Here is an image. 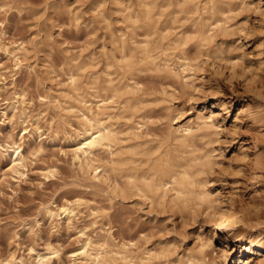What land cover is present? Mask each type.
Masks as SVG:
<instances>
[{"label":"rangeland","instance_id":"1","mask_svg":"<svg viewBox=\"0 0 264 264\" xmlns=\"http://www.w3.org/2000/svg\"><path fill=\"white\" fill-rule=\"evenodd\" d=\"M206 2L0 0V264H96L88 239L97 264H123L120 249L143 264H264L247 250L264 242V0ZM103 102L105 172L74 159L82 111ZM159 160L191 171L192 199L143 191ZM67 201L71 221L47 218ZM220 214L237 227L216 229Z\"/></svg>","mask_w":264,"mask_h":264},{"label":"bare ground","instance_id":"2","mask_svg":"<svg viewBox=\"0 0 264 264\" xmlns=\"http://www.w3.org/2000/svg\"><path fill=\"white\" fill-rule=\"evenodd\" d=\"M234 1H237V0H207L206 3L209 5V8L210 7L213 8L214 6H216L219 3H228L229 4V3L234 2ZM149 8L152 9V7H149ZM159 9H160V6H159ZM213 10H214V8H213ZM201 11L203 12V10H201ZM227 11H228V9H227ZM214 25H216V23ZM213 31H214V29H213ZM207 38H209V37H207ZM130 41L132 42V40H130ZM146 50L148 51V49H146ZM153 59H154V57H153ZM164 66L167 69V71L170 72L172 75H177L180 72V71L178 73L174 72L173 68H171L169 66L168 60H166L164 62ZM181 79L184 80L185 84H187L186 78L181 77ZM74 83H75L74 78H71V85H73ZM140 94H142V92ZM116 95H118V94H116ZM105 107H106V104L103 102V105H97V107H96L97 110H95V112L93 111V109L91 107L85 108L82 111L81 115H82L83 121L85 122L86 127H85L83 133L80 136H78V139L76 140L75 148H74V159L78 162V164L81 168H90L94 163L97 162V166L94 169L102 168L103 172L106 171V168H107L106 165L99 163V161L95 157V151L96 150L110 148V146L112 145V143L114 142V140L116 138V133H115L114 129H112L110 124L107 123V121L111 119V116L109 113L104 112ZM209 119H210V117H207L204 120H209ZM203 122L204 123H202V124L206 123L205 121H203ZM197 123H199V122H197ZM202 124L197 125L196 128H198L199 126H202ZM36 130H38V128H36ZM195 130H196L195 127L193 125L189 124L187 126L178 127V129L176 131L178 134H180V136L183 137L182 140H183V142H185V140H187V138H189L195 132ZM173 136H174V133H173ZM169 137H171V136H169ZM180 142H181V140H180ZM209 143H212V142H209ZM9 147L12 148L14 146L10 145ZM13 149H14L15 155L13 156V154H10V160H11L12 164H17L18 162L21 161V155H20V153H18L19 146H16ZM6 150H8V149L6 148ZM113 162H114V160H113ZM209 164H210V161L208 159H206L203 161V163H200L199 165H200V167H205V166H209ZM155 166H157V170H162L161 173L163 175L157 181H150V180H148V177H145L144 183H143L144 185L142 187L143 191H145L146 193H149V194L159 193V191H160V192H163V195H165L168 190H172L174 192L173 200H180V201L184 202V201H187L189 199H192V196L194 195L193 186L197 183V181H196L195 177L193 176V174L191 173L190 170H188V169L172 170L171 169L172 164H171L170 160H165V161L159 160L155 164ZM118 183H120V182H118ZM128 183L131 186H134V187L137 186V178L134 175H128ZM119 186H121V185H119ZM121 188H122V186H121ZM142 188H140V190H142ZM197 198H198L199 202L203 203V204L204 203L208 204L211 202L209 195L207 193H205L204 190H201L198 193ZM210 206H213V205H210ZM207 208H209V207H207ZM179 211H181V210H179ZM45 214H46L47 218L52 220V221L58 218L57 220L64 219V220L69 222L75 217V211L72 207V203L68 202V201L65 205L60 206V208L58 207V208H54V209H47ZM213 216H211V217L213 218ZM226 223H229V226L231 228H235L237 221L234 220V214H227V215L220 214L219 217L214 222V226L217 229V228H220V227L226 225ZM234 232H235V230H234ZM253 241H255V240H253ZM252 243L253 242H251V244ZM90 246H91V241L88 239L84 244L83 253L88 255V257L91 258V260L97 264L100 261H102L104 258L102 256V254L99 253L100 251L96 252L95 254L89 253L88 247H90ZM251 249L256 250V252H258V253H264V242H262V241L261 242H255L253 248H252V245L249 246V248H247V250H251ZM126 250H127V248H126ZM127 252H122L120 249V251H117L115 253L118 256V259L123 264H127V263L128 264H143L144 263V259H142V258L139 259V261L133 260V257H130L127 254ZM55 255H56V252H52L49 255H42L41 254V255H39V259L36 262V264H49ZM220 258L223 261H226V259H228L226 257V254H225V250H223V249L220 250ZM209 260H211V258ZM197 261H200L201 264H210L209 261H206L205 255H201L199 257V259L196 260V262ZM192 262H193V264H197V263H195V261H192ZM242 264H248V262H243Z\"/></svg>","mask_w":264,"mask_h":264}]
</instances>
